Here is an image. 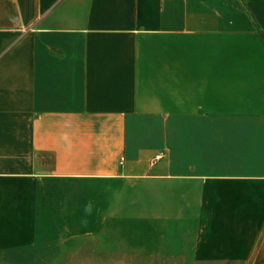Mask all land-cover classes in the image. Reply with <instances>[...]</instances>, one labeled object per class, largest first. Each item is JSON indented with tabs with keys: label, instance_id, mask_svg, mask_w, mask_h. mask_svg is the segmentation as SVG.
Instances as JSON below:
<instances>
[{
	"label": "crops",
	"instance_id": "0c3cea01",
	"mask_svg": "<svg viewBox=\"0 0 264 264\" xmlns=\"http://www.w3.org/2000/svg\"><path fill=\"white\" fill-rule=\"evenodd\" d=\"M65 238L264 264V0H0V264Z\"/></svg>",
	"mask_w": 264,
	"mask_h": 264
},
{
	"label": "rangeland",
	"instance_id": "374dc122",
	"mask_svg": "<svg viewBox=\"0 0 264 264\" xmlns=\"http://www.w3.org/2000/svg\"><path fill=\"white\" fill-rule=\"evenodd\" d=\"M55 241L58 240L55 239ZM60 241H63L65 244L54 245L52 261L25 264H183L157 261H112L109 256L103 255L99 252L100 247L95 245L92 239L65 238Z\"/></svg>",
	"mask_w": 264,
	"mask_h": 264
}]
</instances>
